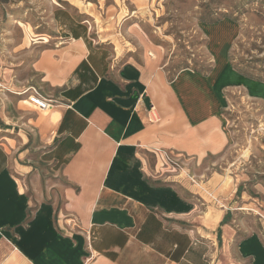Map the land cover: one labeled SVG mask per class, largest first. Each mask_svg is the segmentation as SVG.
Instances as JSON below:
<instances>
[{
  "label": "crops",
  "instance_id": "obj_1",
  "mask_svg": "<svg viewBox=\"0 0 264 264\" xmlns=\"http://www.w3.org/2000/svg\"><path fill=\"white\" fill-rule=\"evenodd\" d=\"M63 10L57 41L39 42L31 65L55 100L40 133L57 183L28 190L32 167L16 147L28 135L0 128V264H264L260 233L239 234L241 208L224 177L197 168L229 144L227 89L264 100V82L231 64L236 21L202 29L207 72L168 79L150 47L126 48ZM158 149L183 154L187 166L153 167Z\"/></svg>",
  "mask_w": 264,
  "mask_h": 264
},
{
  "label": "rangeland",
  "instance_id": "obj_2",
  "mask_svg": "<svg viewBox=\"0 0 264 264\" xmlns=\"http://www.w3.org/2000/svg\"><path fill=\"white\" fill-rule=\"evenodd\" d=\"M61 7L83 14L94 29L126 48L150 47L147 52L156 53L168 79L182 69L201 72L212 64L203 31L207 23L227 16L239 26L230 50L232 66L242 76L264 82V0H0V128L14 127V132L22 129L28 135L26 143L16 140V147L23 154L21 162L32 167L23 177L30 191L57 183L44 154L48 140L40 133V118L50 110H37L15 100L14 94L30 86L42 90L31 65L39 42L57 41ZM225 94L229 144L197 168L224 177L231 203L241 208L236 212L243 225L239 234L258 231L264 240V100L254 98L245 86L230 87ZM149 162L157 166L154 155ZM238 187L239 193H233Z\"/></svg>",
  "mask_w": 264,
  "mask_h": 264
},
{
  "label": "built area",
  "instance_id": "obj_3",
  "mask_svg": "<svg viewBox=\"0 0 264 264\" xmlns=\"http://www.w3.org/2000/svg\"><path fill=\"white\" fill-rule=\"evenodd\" d=\"M18 94L26 95V101L37 110H50L55 104V100L45 96L41 90L30 86ZM153 109V106L150 107ZM157 163L162 169L171 172L178 171L187 166V158L183 154L171 150H154Z\"/></svg>",
  "mask_w": 264,
  "mask_h": 264
},
{
  "label": "trees",
  "instance_id": "obj_4",
  "mask_svg": "<svg viewBox=\"0 0 264 264\" xmlns=\"http://www.w3.org/2000/svg\"><path fill=\"white\" fill-rule=\"evenodd\" d=\"M211 66H212V65H210L205 71H201V72H204V73L207 72V71L211 68ZM233 68H234V66H233ZM234 69H235V68H234ZM237 72H238V71H237ZM254 79H255V78H254Z\"/></svg>",
  "mask_w": 264,
  "mask_h": 264
}]
</instances>
